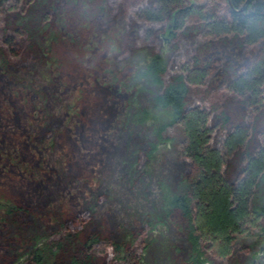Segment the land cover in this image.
I'll return each instance as SVG.
<instances>
[{"label":"rangeland","instance_id":"rangeland-1","mask_svg":"<svg viewBox=\"0 0 264 264\" xmlns=\"http://www.w3.org/2000/svg\"><path fill=\"white\" fill-rule=\"evenodd\" d=\"M146 2L0 0V195L19 208L8 214L0 202V264H34L29 254L38 244L44 264H69L71 257H81V244L96 233L107 241L106 255L99 254L97 264H118L113 242L125 245L121 256L135 250L140 264H183V225L177 215L162 214L157 183L161 179L171 189L185 191L182 177L189 166L179 154L181 134L176 131L169 132L172 140H157L155 150L145 156L148 143L156 139L150 119L157 112L152 106L155 89L137 74L149 61V52L160 53L169 72L175 73V62L186 50L182 43L190 34L177 38L179 47L174 39L164 41L161 31L146 39L147 24L135 16V8ZM41 12L48 14L52 26L40 42L37 33H27L25 24L35 26L30 18ZM8 28L26 34L18 57L10 58L2 43ZM30 36L38 39L42 51L30 48ZM192 36L201 42L187 50L202 63L215 61L212 71L217 70L203 86L191 87L192 94L201 105L220 115L226 112L234 123L246 128L254 124L258 134L264 118L258 116L255 124L246 107L222 88L224 68L244 69L254 54L249 58L250 49L229 41L218 44L197 32ZM3 57L9 61L6 66ZM125 80H130L128 85ZM139 108L151 116L131 121L129 116ZM157 117V124L169 121L164 113ZM33 185L40 192L33 189L31 200L20 189ZM261 189L258 204L264 203ZM260 235L254 228L251 235H237L233 258L262 264ZM57 243L62 248L50 256ZM175 246L184 250L178 254ZM209 259L205 264H229Z\"/></svg>","mask_w":264,"mask_h":264},{"label":"trees","instance_id":"trees-1","mask_svg":"<svg viewBox=\"0 0 264 264\" xmlns=\"http://www.w3.org/2000/svg\"><path fill=\"white\" fill-rule=\"evenodd\" d=\"M35 4L41 5L39 2ZM230 4L233 10L228 0H206L204 5L191 0H148L135 8L139 22L147 24L143 27V34L146 33L148 40L161 31L164 39L176 40L175 44L179 47L177 38L183 36L184 32L190 34L182 43V49L186 50L183 56L180 55L181 59L175 62V73L169 72L167 61L160 53H148L149 61L137 77L155 89L152 106L157 112L151 116L148 109L139 108L129 116L133 122H142L151 116L155 124L152 134L156 139L148 143L144 152L147 157L159 142L172 140L169 132L181 134L178 150L189 166L182 177L186 189L179 193L161 179L157 187L162 214L166 218L177 215L183 225L182 233L187 247L183 264H205L210 256L229 264H242L233 258L235 237L251 235L253 228L258 230L260 236L264 234V203L258 204L257 196L264 188L261 185L264 182V129L257 134L254 124L246 128L243 124L234 123L226 112L220 115L211 107L201 105L191 89L203 86L211 73L217 72L212 71L215 61L211 60L210 65L202 63L198 56H193V52L187 50L197 40L201 42L192 33H200L205 40L218 44L229 41L233 45L247 47L251 52L248 57L254 54L253 59H249L246 67L238 71L226 66L222 88L237 100L236 104L246 107L248 116L254 117L255 124L258 116L264 118V0H230ZM243 6L244 9L240 10ZM35 12L32 7L29 13L34 15ZM30 19H34L35 26L31 21L25 24L23 17L22 23L28 28L27 33H30L29 29L37 33L41 42L45 39L41 35L52 26L49 16L41 12V15ZM194 23L197 25L193 26ZM8 31L3 37L4 41H1L10 58L18 57L22 45H25L26 34L18 28L14 33L10 28ZM52 35L55 38V34ZM36 40V37L32 40L30 36L29 46L33 51L40 52L42 47L41 44L37 45ZM212 44L210 42V46ZM1 62L4 66L9 63L4 57ZM129 81L125 80L123 84L128 85ZM228 100L234 103L231 98ZM162 113L167 115L169 121L157 124L159 120L155 117ZM33 189L40 192L34 185L20 190L23 196L33 200ZM1 201L5 202L2 204L8 214L19 209L0 195ZM106 242L105 238H100V233H96L81 244V257H71L69 264H97V256L106 255ZM112 245L118 264H140L141 256L135 250L128 249L121 256L125 245L121 242H113ZM62 246L59 243L54 245L50 256H54ZM40 250L38 244L29 254L34 264H44ZM174 250L180 254L184 249L175 246Z\"/></svg>","mask_w":264,"mask_h":264},{"label":"water","instance_id":"water-1","mask_svg":"<svg viewBox=\"0 0 264 264\" xmlns=\"http://www.w3.org/2000/svg\"><path fill=\"white\" fill-rule=\"evenodd\" d=\"M228 4H229V6L232 8V6H231V4H230V0H228ZM244 6H245V3H244ZM244 6H243L240 10L244 9ZM232 10H233V8H232ZM166 40H167V39H164V41H166ZM262 251H263V247H261V249H260L258 252L262 253Z\"/></svg>","mask_w":264,"mask_h":264}]
</instances>
